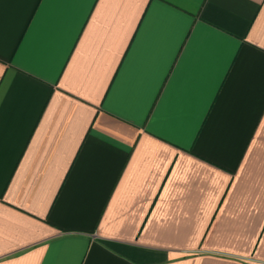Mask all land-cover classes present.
Wrapping results in <instances>:
<instances>
[{"label": "crops", "instance_id": "crops-1", "mask_svg": "<svg viewBox=\"0 0 264 264\" xmlns=\"http://www.w3.org/2000/svg\"><path fill=\"white\" fill-rule=\"evenodd\" d=\"M0 264H264V0H0Z\"/></svg>", "mask_w": 264, "mask_h": 264}, {"label": "snow or ice", "instance_id": "snow-or-ice-1", "mask_svg": "<svg viewBox=\"0 0 264 264\" xmlns=\"http://www.w3.org/2000/svg\"><path fill=\"white\" fill-rule=\"evenodd\" d=\"M70 2V0H68ZM160 3H168L169 0H159ZM165 27V22L164 20H161V28L163 29Z\"/></svg>", "mask_w": 264, "mask_h": 264}]
</instances>
